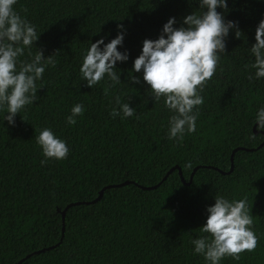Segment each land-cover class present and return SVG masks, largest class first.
Instances as JSON below:
<instances>
[{"label":"trees","instance_id":"trees-1","mask_svg":"<svg viewBox=\"0 0 264 264\" xmlns=\"http://www.w3.org/2000/svg\"><path fill=\"white\" fill-rule=\"evenodd\" d=\"M195 0H17L15 10L35 25L40 37L32 52L52 55L54 66L37 81V100L15 117V126L0 113V264H205L194 255L191 239L201 233L206 208L217 194L247 197L252 229L258 238L252 252L221 264H264V134L254 132L258 108L264 106V79L249 80L254 69L250 47L264 18V0H228L227 20L237 21L226 52L200 93L196 131L182 141L169 140V111L156 103L149 86L129 81L133 61L145 39H157L163 24L199 12ZM223 12L222 9H217ZM123 24L127 62H118L121 84L101 81L93 88L79 76L91 42L108 43ZM39 48V49H38ZM28 60V52L21 57ZM119 95L136 109L133 117L113 118ZM84 106L75 125L66 117L75 104ZM67 142L66 159H44L35 135L43 128ZM258 131H263L257 127ZM191 164V167H187ZM186 183L195 169L190 185ZM164 180V181H163ZM100 201L62 212L71 203ZM143 187L157 186L154 190ZM41 253H36L41 250Z\"/></svg>","mask_w":264,"mask_h":264},{"label":"clouds","instance_id":"clouds-1","mask_svg":"<svg viewBox=\"0 0 264 264\" xmlns=\"http://www.w3.org/2000/svg\"><path fill=\"white\" fill-rule=\"evenodd\" d=\"M195 2L200 11L183 17L181 26L175 27L176 17H170L157 39L142 42V50L128 73L129 81L135 84L141 82V77L133 73H142V80L149 86L155 104L163 100L170 113L169 140L182 141L186 133L196 131L198 106L204 102L200 93L216 72L220 53L226 52L230 31L235 30L236 37L241 32L237 21L225 18L228 0ZM16 3L17 0H0V113L10 126H15L18 113L37 100V92L41 89L37 81H42L46 68L55 64L52 55L45 57L39 48L32 52L40 34L35 25L15 10ZM218 8L224 11L218 12ZM126 31L123 24H118L115 38L105 43L101 37L85 50L79 76L87 86L93 88L105 80L113 88L121 84L117 63L127 62L130 55L127 49L118 50V46L123 47ZM254 39L250 47L254 61L245 67L255 70L254 74H249V80H261L264 79V18L255 28ZM26 51L30 59L22 60ZM115 104L118 107L110 112L113 118L119 116L123 120L136 113L130 101L122 102L119 95L115 97ZM83 113L84 106L75 104L66 123L75 125L76 118ZM255 123L264 129V106L258 108ZM35 141L44 157L41 165L50 159H66L69 154L67 142L51 128L40 130ZM206 212V221L199 229L208 235H199L190 241L193 254L202 256L205 264H221L226 257L239 260L241 253L255 250L258 238L252 229L247 197L237 200L217 194L215 203L208 206Z\"/></svg>","mask_w":264,"mask_h":264},{"label":"water","instance_id":"water-1","mask_svg":"<svg viewBox=\"0 0 264 264\" xmlns=\"http://www.w3.org/2000/svg\"><path fill=\"white\" fill-rule=\"evenodd\" d=\"M257 127H258V126L255 124V126H254V132H255V134H256V135H258V134H260V133H261V134H264L263 131H258V130H257ZM263 146H264V142H263L258 148H256V149L237 148L236 150H234V152H233V154H232V158H231L232 167H231L230 171H229L228 173H225V172H222V171H221V173H223V174H231V173H232V171L234 170V155H235V153H236L237 151H239V150H244V151H248V152H253V151H255V150H258V149L262 148ZM175 170H178V172H179V176H180L182 182H183L184 184H186V185H190V184L192 183L193 178H194V175H195V172L197 171V169L194 170V172L192 173V175H191V177H190L189 182L186 183V180H185V178L183 177V174H182L181 169H180L179 167H175V168H173V169L167 174V176L164 178V180H166L167 177H168L173 171H175ZM164 180H163V181H164ZM130 183H131V182H125L124 184H121V185H114V186H108V187H105V188L100 192L99 197H98L97 199L91 201V202H78V203H71V204H69V205L65 208V210L62 212V222H63V231H62V232H63V236H64V232H65V217H66V211H67L69 208L74 207V206H77V205H81V204H85V205L95 204L96 202H98V201H100V200L102 199L103 194H104V191H105L106 189L116 188V187H119V186L128 185V184H130ZM140 187H141L142 189H144V190H154V189L157 188V186H153V187H143V186H140ZM44 251H45V250L43 249V250L38 251V252H36V253H41V252H44Z\"/></svg>","mask_w":264,"mask_h":264}]
</instances>
